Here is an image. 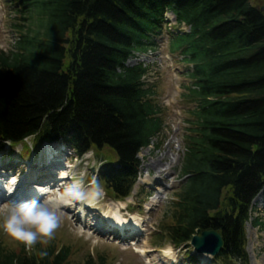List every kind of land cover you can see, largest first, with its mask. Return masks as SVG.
<instances>
[{
    "label": "trees",
    "instance_id": "16d2710c",
    "mask_svg": "<svg viewBox=\"0 0 264 264\" xmlns=\"http://www.w3.org/2000/svg\"><path fill=\"white\" fill-rule=\"evenodd\" d=\"M252 1L9 0L15 37L0 49V151L63 140L78 157L94 154L105 194L129 196L138 153L164 121L144 80L149 67L127 62L157 50L165 33L188 66L183 96L194 106L182 181L157 238L180 248L215 229L224 240L215 261L249 264L245 225L264 194V11ZM166 13L189 31L166 32ZM70 255L69 245L0 244V264H69ZM82 264L108 263L88 254Z\"/></svg>",
    "mask_w": 264,
    "mask_h": 264
},
{
    "label": "rangeland",
    "instance_id": "374dc122",
    "mask_svg": "<svg viewBox=\"0 0 264 264\" xmlns=\"http://www.w3.org/2000/svg\"><path fill=\"white\" fill-rule=\"evenodd\" d=\"M252 2L264 7V0ZM13 11L9 0H0L1 50H9L15 37V31L11 27L16 18ZM165 17L168 19L166 32L189 31L184 25L176 28L175 16L171 13L165 14ZM167 44L168 36L164 33L157 39V50L147 54L137 53L127 62L129 66L141 62L149 67L144 80L148 87L153 86L155 90V101L161 106V117L164 121L162 133L152 138L150 144L138 153L141 160L140 171L131 194L122 200L124 202L116 201L105 194L101 183L97 182L102 196L96 206L87 207L83 215L74 208L65 209L62 225L56 231L54 239L46 245L39 244L42 247L53 244L56 248L69 245V264H82L88 254L94 257L103 256L108 264H218L213 255L202 257L201 261L198 257L191 259L188 252L195 253L193 246L175 248L165 239L157 238L158 233H161L160 227L170 222L165 214L169 211L171 201L176 199V192L182 181L181 162L187 142L185 135L191 127L188 122L192 119L189 110L194 106L183 96L186 92L184 87L191 83L185 75L188 66L182 62L181 56L170 54ZM62 143L59 141L43 144L38 148L33 146L32 138H27L15 146L6 145V149L0 151V171L5 172L6 176L10 173L19 175L20 178L26 175L27 181L43 179L48 188L53 189L61 182H70L73 176H83L86 184L95 179L94 172L98 161L94 154L89 152L78 157L70 148L60 149ZM28 146L32 148L28 149ZM61 172L64 173L63 178L59 175ZM6 181L8 180H4ZM24 183L25 191L30 190L29 183ZM4 193L6 197L0 199V206L9 203L10 195L7 198L8 193L5 190ZM27 194L29 199H38L33 192ZM43 199L41 196L38 200L42 202ZM121 203L124 206L117 211L115 207ZM251 214V219L245 225L249 264H264V226L254 223L256 217L264 221L262 192L253 200ZM105 215L120 216L117 218L122 226L120 232L128 233L121 235L119 232L118 236L107 234L102 224L110 225V218L101 222ZM93 219L99 222L101 230L90 226L94 223ZM128 224L132 231L128 230ZM130 233L133 235L129 237ZM0 244L13 250H19L23 246L2 229Z\"/></svg>",
    "mask_w": 264,
    "mask_h": 264
},
{
    "label": "clouds",
    "instance_id": "9594fccd",
    "mask_svg": "<svg viewBox=\"0 0 264 264\" xmlns=\"http://www.w3.org/2000/svg\"><path fill=\"white\" fill-rule=\"evenodd\" d=\"M63 178L64 173L61 172ZM19 175L12 176L0 185L8 195L16 191ZM35 191L43 196V201L32 199L21 203L9 202L0 206V229L12 239L31 250L37 244L46 245L54 239L56 231L62 225L64 210L71 207L85 213L87 207H95L102 190L95 179L85 183L83 176H73L70 182H61L54 189L35 186ZM46 255V253H41Z\"/></svg>",
    "mask_w": 264,
    "mask_h": 264
},
{
    "label": "bare ground",
    "instance_id": "6f19581e",
    "mask_svg": "<svg viewBox=\"0 0 264 264\" xmlns=\"http://www.w3.org/2000/svg\"><path fill=\"white\" fill-rule=\"evenodd\" d=\"M62 146H64L63 144H62ZM2 169V168H1ZM8 169V168H7ZM8 172V171H7ZM5 175V172H3V171H1L0 172V180H6V179H4V176ZM12 176H15L13 173L11 174H8V176H6L8 179L10 178V177H12ZM26 176V175H25ZM21 177L20 179H19V183H18V185H17V187H16V191L10 196V199H14L15 201H13V202H15V203H21V202H25L24 200H27V201H30V200H32V199H29L30 197H29V193L27 194L26 193V191L24 190V186H25V183L24 182H27V178L26 177ZM37 176V175H36ZM7 179V180H8ZM36 181V184L37 185H39V186H41V187H47V186H44V185H42V183H44L45 181H43V179H36L35 180ZM7 182V181H6ZM54 183L56 182V181H53ZM40 183V184H39ZM46 183V182H45ZM34 184V183H33ZM28 189H32V188H28ZM35 191V190H34ZM36 195H38L37 197H41L36 191L34 192ZM4 190H3V186L2 185H0V199L2 198H5L4 197ZM19 196V197H18ZM34 198V197H33ZM22 199H24V200H22ZM119 202H124V201H119ZM124 206V204L123 203H121L118 207H115V209L118 211V210H120L121 209V207H123ZM120 216H118V215H111V216H109V215H105L104 216V219L103 220H101V222H104L105 220L107 221V219H109L110 218V221H109V223H110V225H108V223L106 224V225H104V224H102V226H103V230H105L106 232H107V234H109V235H113V234H115V235H117L118 236V234H119V232H120V229H122V226L120 225V223H119V221L117 220V218H119ZM94 220V219H93ZM92 220V221H93ZM94 223L92 224V225H90V226H93V227H95L97 230H101V228H100V224H99V222L98 221H93ZM124 223H130V222H126V221H123ZM127 225V224H126ZM134 225H136L137 226V224H134ZM113 226V227H112ZM108 228L110 229V230H108ZM128 230H130V231H132V229H131V225L130 224H128ZM121 233V232H120ZM128 232L126 231V232H124L123 234L121 233V235H126ZM133 235V233H130L129 234V237L130 236H132ZM202 255H204V256H202ZM209 257L210 256V254H208V253H205V252H202V253H200V257Z\"/></svg>",
    "mask_w": 264,
    "mask_h": 264
},
{
    "label": "water",
    "instance_id": "95a60500",
    "mask_svg": "<svg viewBox=\"0 0 264 264\" xmlns=\"http://www.w3.org/2000/svg\"><path fill=\"white\" fill-rule=\"evenodd\" d=\"M257 9H259L257 7ZM264 11V7L262 8ZM190 244L195 248L197 253H208L211 255L218 254L224 245L222 234L215 229H199L192 237Z\"/></svg>",
    "mask_w": 264,
    "mask_h": 264
}]
</instances>
